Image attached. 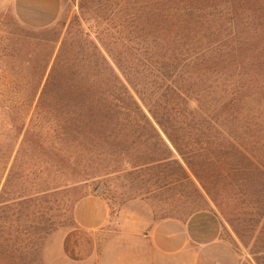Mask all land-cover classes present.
<instances>
[{"label":"rangeland","instance_id":"obj_1","mask_svg":"<svg viewBox=\"0 0 264 264\" xmlns=\"http://www.w3.org/2000/svg\"><path fill=\"white\" fill-rule=\"evenodd\" d=\"M148 1L58 0L55 21L36 27L21 19L16 0H0V264H193V251L164 255L149 234L158 222L204 210L223 225L218 264H264L262 27L226 74L197 70V90L209 105L229 103V119L222 128L198 116L166 123L180 151L152 119L162 139L120 121L103 125L109 132L101 135L47 139L56 147L50 153L25 147L17 154L19 131L29 124L24 116L39 101L50 40H59L52 61L64 39L93 41L117 73L140 71L135 58L149 38L135 26L139 18L148 25V15L137 17L153 6ZM224 83L225 96L218 87ZM134 128L152 130L143 123ZM87 196L109 206L107 224L94 233L74 218L76 203Z\"/></svg>","mask_w":264,"mask_h":264},{"label":"trees","instance_id":"obj_2","mask_svg":"<svg viewBox=\"0 0 264 264\" xmlns=\"http://www.w3.org/2000/svg\"><path fill=\"white\" fill-rule=\"evenodd\" d=\"M148 3L153 6L143 10L147 13L137 15H148V25H140L139 18L135 26L137 32L149 38L146 47L137 43L142 50L139 58H135L140 71L117 73L93 41L76 44L64 39L52 61L59 40H50L54 46L46 55L40 74L43 87L39 101L34 111L24 116L29 124L19 131L22 140L17 154L25 147L32 152L47 149L50 153L56 147L46 145L47 139L57 140L61 133L85 138L101 135L109 132L103 130V125L120 121L128 123L138 134L147 132L162 139L152 124V119L155 120L178 151L181 149L165 129L166 123L198 116L224 126L229 119V103L209 105L202 91L197 90L195 75L202 69L226 74L235 63L233 59L245 57L249 52L248 40L258 35L259 27L264 28V0H149ZM112 59L122 69L119 59ZM218 87L225 96L226 83ZM237 91H242V87ZM197 101L201 108H190ZM139 123L150 125L152 130H135ZM8 158L11 156L4 159ZM16 161L17 158L13 165Z\"/></svg>","mask_w":264,"mask_h":264},{"label":"crops","instance_id":"obj_3","mask_svg":"<svg viewBox=\"0 0 264 264\" xmlns=\"http://www.w3.org/2000/svg\"><path fill=\"white\" fill-rule=\"evenodd\" d=\"M16 7L21 19L36 27L50 25L59 13L58 0H16ZM74 218L79 228L94 233L107 224L109 206L101 197H84L75 205ZM222 231L219 217L211 210H204L185 221L169 219L158 222L149 236L155 249L164 255L181 257L193 251V264H202L206 259L213 260L206 264H218ZM212 251V257L204 255Z\"/></svg>","mask_w":264,"mask_h":264}]
</instances>
